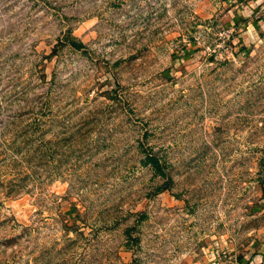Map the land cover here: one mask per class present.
I'll use <instances>...</instances> for the list:
<instances>
[{"label": "rangeland", "instance_id": "374dc122", "mask_svg": "<svg viewBox=\"0 0 264 264\" xmlns=\"http://www.w3.org/2000/svg\"><path fill=\"white\" fill-rule=\"evenodd\" d=\"M263 247L264 0H0V264Z\"/></svg>", "mask_w": 264, "mask_h": 264}, {"label": "crops", "instance_id": "0c3cea01", "mask_svg": "<svg viewBox=\"0 0 264 264\" xmlns=\"http://www.w3.org/2000/svg\"><path fill=\"white\" fill-rule=\"evenodd\" d=\"M259 251L254 256H249L243 264H264V250Z\"/></svg>", "mask_w": 264, "mask_h": 264}, {"label": "trees", "instance_id": "16d2710c", "mask_svg": "<svg viewBox=\"0 0 264 264\" xmlns=\"http://www.w3.org/2000/svg\"><path fill=\"white\" fill-rule=\"evenodd\" d=\"M149 161L156 165L155 160L153 158H149Z\"/></svg>", "mask_w": 264, "mask_h": 264}]
</instances>
